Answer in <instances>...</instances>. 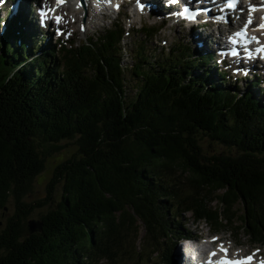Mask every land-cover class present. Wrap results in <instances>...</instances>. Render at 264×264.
Returning a JSON list of instances; mask_svg holds the SVG:
<instances>
[{
    "label": "trees",
    "instance_id": "1",
    "mask_svg": "<svg viewBox=\"0 0 264 264\" xmlns=\"http://www.w3.org/2000/svg\"><path fill=\"white\" fill-rule=\"evenodd\" d=\"M30 19L24 4L0 16V209L9 195L23 215L32 209L21 198L46 145L74 139L77 148L54 168L43 201L54 203L58 185L61 196L35 230L0 234V264L169 263L194 235L181 221L187 212L264 244V91L255 74L239 88L213 51L186 44L152 61L141 43L124 66L122 26L57 47ZM125 72L137 81L130 98Z\"/></svg>",
    "mask_w": 264,
    "mask_h": 264
},
{
    "label": "rangeland",
    "instance_id": "2",
    "mask_svg": "<svg viewBox=\"0 0 264 264\" xmlns=\"http://www.w3.org/2000/svg\"><path fill=\"white\" fill-rule=\"evenodd\" d=\"M2 0H0L1 2ZM11 2L6 1V4L0 8L2 12H0V16L4 18L8 13V7ZM24 3V2H23ZM28 2L26 3V5ZM25 5V3H24ZM25 7V6H24ZM165 7V6H164ZM10 8V7H9ZM125 8V7H124ZM126 8H128L126 6ZM180 7L176 8L175 11H178L179 15H181L182 11H180ZM27 11L29 15V19L31 17L30 14L34 12L33 5L28 4V7H25V12ZM158 13V11H156ZM181 12V13H180ZM62 16L64 17V23L62 27L65 29L64 40L66 38H70L75 41V44L79 42L85 41L92 36L97 35L102 32L106 28L113 27L115 25H120L123 28V35L121 39L122 46V63L124 66H131L135 59V52L138 50L139 45L142 43L144 45V54L148 55L152 61L156 60L158 56H164L169 48L174 47L175 44H186L191 45L192 49L199 50H207L209 49L205 42L202 41V36L206 33H210L214 36V32L210 27L206 29H196V24L191 22L188 19H185L183 23H176L174 20H163L166 15L164 12L162 15V21L160 22L159 16L157 14H139L143 18L128 16V11L126 9H122L117 16L115 12H111L112 14L109 17L106 16H97L94 22L91 20H87V15L85 13L79 16H73V13L69 10L63 9L60 11ZM162 13V12H161ZM131 11L129 9V15ZM85 20L83 21V18ZM115 17V18H114ZM169 17V16H168ZM67 18V19H66ZM31 21V19H30ZM75 21V22H74ZM173 21V22H172ZM175 22V23H174ZM32 23V21H31ZM131 25L129 31H127L128 25ZM191 24V25H190ZM189 27H188V26ZM149 28L153 27L152 32H146L141 28ZM194 27V28H193ZM62 28H59L61 30ZM44 30V29H42ZM1 31V27H0ZM45 32V30H44ZM40 34V33H39ZM41 35V34H40ZM45 35V34H44ZM38 37V35H37ZM51 41L57 45L58 41L56 38V34L53 31H50ZM216 38V37H215ZM211 39V38H210ZM202 41V44L199 46V42ZM199 47V48H198ZM218 63V62H217ZM221 69L226 70L230 79L228 80L230 84L236 82V86L242 88L244 79L248 76L242 71L236 70L235 65L228 61L221 63ZM228 70V71H227ZM235 70V71H234ZM263 71L260 72V76L263 77ZM262 77L260 78L262 81ZM235 79H237L235 81ZM259 80V79H258ZM235 84H233L234 87ZM137 81L136 79L125 72V90L127 97L130 98L134 95L136 91ZM260 90L264 91V84L260 85ZM259 91V90H258ZM264 98V93H260ZM204 145L203 149L205 152L209 153L212 150V147L207 146V140H203L202 143ZM77 145L74 139L63 140L56 143V146L46 145L43 149L44 152V168L33 178L31 186L29 190L24 194L21 200L27 204L33 206L27 215H23V207H19L16 200L12 195L8 196L7 202L5 206L0 209V234H2L7 229H15L16 225L24 228L30 220H37L38 217L48 211L52 204H55L61 196V188L60 186H56L53 193L54 203H46L43 199L46 196V186L53 174V170L62 161L67 159L73 153L76 152ZM39 204V205H38ZM240 208V207H239ZM242 209V208H240ZM242 210L238 212V214H242ZM181 221L184 224V227L189 228L191 231L194 230V235L202 237L203 239L207 236L213 235L220 242L223 241L228 244L221 243L220 246L226 248H233L234 252H240L241 254H246L250 252H255L258 248L264 250V244H252L251 241L243 234L242 231L239 230L238 234H235L231 226H221L219 230H213V226L209 223L204 222V220L192 221L191 212H187L181 216ZM139 238L143 235L144 229L142 225L139 223ZM211 238V236H210ZM209 238V239H210ZM194 239V237H193ZM182 243V242H181ZM177 244L171 251V256L168 258V262L170 264H175V253L179 250H185V245ZM135 245L138 247L139 241L137 240ZM212 247V246H211ZM213 249H216L215 247ZM229 249V250H230ZM186 248L185 256L187 258L189 254V250ZM167 260H164L161 257H155L153 260L143 259L141 264H169ZM98 264H111L107 260L103 259ZM117 264H133L131 258H127L123 256Z\"/></svg>",
    "mask_w": 264,
    "mask_h": 264
},
{
    "label": "bare ground",
    "instance_id": "3",
    "mask_svg": "<svg viewBox=\"0 0 264 264\" xmlns=\"http://www.w3.org/2000/svg\"><path fill=\"white\" fill-rule=\"evenodd\" d=\"M185 1V0H183ZM112 2V1H111ZM152 0H134L133 3H132V7L134 10L136 11H140L141 9H147V11H158L157 15L158 16H161L162 13L155 8L154 4H151ZM84 3L87 5V20H91V22H94V20L96 18H98L97 16H101V12L103 10V8L100 6V5H94V4H99L100 3V0H84ZM145 3H147V6H145ZM216 4V3H215ZM142 5V7H141ZM191 6H193L195 9H202V8H214L215 6L213 5V3H210L209 0H203V1H200V2H196V3H193L191 4ZM217 7L221 8L222 4H221V1L219 3L216 4ZM48 7V6H46ZM45 7V8H46ZM60 11H62L63 9L66 8V10H69L73 13V16H79L81 15V13H83V10L82 8L79 6L77 7L76 4H73V3H66V4H60L58 5ZM206 10H200L199 13H198V18L199 19H203L204 16H203V13H205ZM176 12V11H175ZM179 15L178 12L175 13V15ZM132 17H136V14H133L132 12ZM134 15V16H133ZM180 17H182V19L184 18L183 16L180 15ZM67 19V18H66ZM75 22V21H74ZM214 36H217V37H222V34L219 32V33H213ZM202 41H212V34H208L206 33L204 36H202ZM217 37L214 39L215 42L218 44V45H224L227 43V37L224 36L223 40H220V39H217ZM211 38V39H210ZM200 49V48H199ZM227 56H229L230 58H233V57H236V56H233V55H230L228 53H226ZM234 60V58H233ZM262 65H264V62L262 63ZM235 69L236 70H239V71H244V68H238L235 66ZM247 75V74H246ZM249 75V74H248ZM255 79V78H254ZM185 250L187 248V246L185 245ZM226 249H230V248H226ZM183 251V250H179L178 252L175 253V264H183V263H186L188 261V259L186 258V254L185 252L186 251ZM188 251V250H187Z\"/></svg>",
    "mask_w": 264,
    "mask_h": 264
},
{
    "label": "snow or ice",
    "instance_id": "4",
    "mask_svg": "<svg viewBox=\"0 0 264 264\" xmlns=\"http://www.w3.org/2000/svg\"><path fill=\"white\" fill-rule=\"evenodd\" d=\"M170 2H171V3H176V0H170ZM62 3H64V0H56V4H57V5L62 4ZM79 6H80V4L78 3V4H77V7H79ZM231 6H232V5L229 4V7H231ZM114 7H118V6L114 5ZM141 7H142V5H141ZM261 7H264V5H262ZM255 10H256V7H255L254 5L249 4V6H248V13H249V15H248V19L246 20L245 25H244L245 28H247V26L250 25V24L252 23L251 14H252V12L255 11ZM47 11L51 12V11H53V9H48ZM184 12L187 13L186 18H187L188 20H192V19H194V16H195L194 12H190V11H188L187 8L184 9ZM45 14H46V13H45L44 10H41V11H40V16H41L42 18L45 16ZM53 19H54L55 23L59 24V23L61 22V19H62V18H61L60 16L57 15V16H54ZM41 22H43V20H41ZM257 27H258L261 31H264V15H262V16L260 17V24H259ZM56 34H57V35H61L62 33L60 32L59 29H57V30H56ZM240 34H241V33H237V35H240ZM252 39H253V40H256L257 43L259 44V41H258V38H257V37H253ZM257 51L260 52L262 55H264V44H260V46L258 47ZM231 55L235 56V55H236V52L233 50V51L231 52ZM234 71H235V70H234ZM212 239H213V240H216L217 238H216V237H213ZM220 251H221V253H225V255L221 257V259H220V261H219V264H251V262H252V260H253V256H252V255H248V256L240 257L239 259H234V260H233V259H228L227 255H226V253H227V249H225L223 246H220ZM209 255H210V256H214L215 253H214V252H210ZM258 264H264V259H261V260L258 262Z\"/></svg>",
    "mask_w": 264,
    "mask_h": 264
},
{
    "label": "water",
    "instance_id": "5",
    "mask_svg": "<svg viewBox=\"0 0 264 264\" xmlns=\"http://www.w3.org/2000/svg\"><path fill=\"white\" fill-rule=\"evenodd\" d=\"M28 223H29L28 225H29L30 232L34 231L35 230V227H36L35 221L30 220Z\"/></svg>",
    "mask_w": 264,
    "mask_h": 264
}]
</instances>
